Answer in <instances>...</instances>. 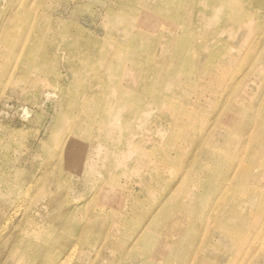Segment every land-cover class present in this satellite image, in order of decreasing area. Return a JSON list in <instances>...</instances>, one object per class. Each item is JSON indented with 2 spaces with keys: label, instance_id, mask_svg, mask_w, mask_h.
<instances>
[{
  "label": "rangeland",
  "instance_id": "374dc122",
  "mask_svg": "<svg viewBox=\"0 0 264 264\" xmlns=\"http://www.w3.org/2000/svg\"><path fill=\"white\" fill-rule=\"evenodd\" d=\"M143 3L134 0H0V264H22L21 259L28 264L26 245L32 247L31 241L39 242L46 235L49 240L46 239L44 249L52 246L50 251L61 250L62 256L68 254L75 259V239H79V226L83 223L77 220V235L71 251L69 226L75 207L78 214L84 211L85 217L86 210L92 213L100 207L107 208L122 191L130 193L134 201L144 202L143 212H148V206L153 208L163 199L177 196L192 208L189 224L197 228L211 221L213 215L206 211L209 206L210 211L213 210L221 177L230 168L228 155L233 159L237 153L234 149L227 151L223 134L242 133L247 119L257 118L256 101L260 98V104L264 97V0H248L237 6L236 11L241 16L235 20L237 28L232 38L226 40L228 46L219 49L217 56L214 52L212 61L209 56L202 57L203 72L192 67L190 56L172 53L161 59L160 46L168 39L170 29L165 27L166 19L159 24L155 22L151 15L156 14H149ZM14 8L21 12L18 24L15 16H9ZM113 11L119 12L125 27L129 21L133 22L132 11H137L129 33L135 30V24L140 32L150 33L152 37L145 44L147 51L127 52L130 48L127 36L110 28L115 21ZM146 17L154 23L139 27V24L145 25ZM191 17L205 22V14L193 13ZM175 31L180 34L182 29ZM87 36L90 40L96 38L97 49H92L94 43L85 44ZM71 38L73 45L65 48ZM198 44L210 54L207 37L201 39L199 35ZM90 49L89 54L85 53L84 50ZM36 58L41 64L37 68L31 65ZM99 58L113 68L111 77L109 70L103 72L99 68ZM160 59L165 66L175 64L176 67L154 70L152 74L145 71L148 61L155 65ZM77 63L80 65L74 71ZM145 72L149 77L172 80L178 92L173 99L177 110L172 114L176 117H160L165 106L155 100L151 105L155 112L145 119L146 131L135 133L140 116L135 117L122 108L117 116V112L110 109V95L117 101L130 87L142 90L140 85L130 86V81L146 82L150 78H145ZM116 87L121 89L119 93H115ZM239 101H243V108L237 112L240 104L233 105V102ZM97 108L104 109V113ZM192 112H199V118L188 117ZM108 113L112 114L114 123L134 132L131 141L137 150L129 159L133 165L142 163L143 167L133 173L127 171V162L114 165L108 174L103 170L100 178L107 179L104 183H93V178L99 177L93 176V169L86 163L91 153H95L92 147L104 142L103 126ZM124 119L128 122L124 123ZM191 123V130L196 132L193 143L191 137L170 140L174 131ZM112 127L113 122L109 121L107 128ZM243 137L245 142L252 143L253 130ZM199 143L200 161L196 169L201 171V184L195 195L180 194L178 189L186 170L184 167L181 172L182 162ZM263 149L251 151L255 156L257 152L262 154ZM239 159L235 161L236 168ZM156 172L158 177H155ZM153 180L159 183L158 189H150L148 193L147 181L151 185ZM107 186L113 187L110 194H104ZM171 189L176 191L170 192ZM237 197L239 194L231 193L229 200H237ZM125 206L115 205V211L123 212ZM170 209L167 207L168 211ZM221 214L225 219L227 210ZM233 226L237 227V222ZM239 228L248 229L242 224ZM107 235L105 227L91 233L95 241ZM211 237L210 241L219 244L215 249H206L210 259L204 261L212 264H227L228 258L236 252L233 248L242 242L232 234L222 239L219 232H214ZM214 237L220 240L215 241ZM200 240L181 249L175 256V264H190L201 248V234ZM85 260L87 262L88 258Z\"/></svg>",
  "mask_w": 264,
  "mask_h": 264
},
{
  "label": "bare ground",
  "instance_id": "6f19581e",
  "mask_svg": "<svg viewBox=\"0 0 264 264\" xmlns=\"http://www.w3.org/2000/svg\"><path fill=\"white\" fill-rule=\"evenodd\" d=\"M134 1L144 2L145 10L149 14L153 12L156 14L157 17L155 15L151 16L158 24L160 20L166 19L165 27L170 29V33L168 39H165L163 45L160 46L162 49L161 59H166L165 57L172 53L190 56L192 58V67L198 72H203L205 64H202V57L209 56V60L211 59L212 61L214 60L212 59L214 52H216L217 56L219 55V49L228 46L226 40L232 38L237 28L235 20L241 16L236 11V8L239 4L248 0ZM131 5L135 4L131 3ZM14 9L13 14L9 16H15V22L18 24L21 19V12L16 8ZM10 10L12 11L13 8ZM112 13L115 16V21L111 23L110 28L116 30L117 33H124L127 36L130 44L127 52L136 54L147 51L145 44L149 42L152 37L151 34L140 32L141 29L137 28L136 24L135 30H131V33H129L137 11H132L133 22L129 21L128 27H125L126 25L121 22L122 18L118 14L119 12L113 11ZM193 13L197 16L205 14V22L199 18L193 19L191 17ZM154 21L146 17L144 21L145 25L139 24V27L150 26ZM178 28L182 29L180 34L175 31ZM199 35H201V39L204 37L208 38L210 54H206L203 46L198 44ZM188 38H192L194 41ZM94 40H90L88 37L85 44L87 43L90 46V44L94 43L92 49H97L98 44ZM70 42L65 43V48L73 45L72 42L74 41L72 38ZM74 47L76 46L74 45ZM84 51L89 54L91 49ZM223 56L225 57L226 55L224 54ZM161 59L155 65L148 61L145 71H149L152 74L154 70L164 71L176 67L175 64L165 66ZM71 61L73 62L74 60L72 59ZM94 61L97 63V58ZM99 62L101 63L99 68L103 72L109 70L108 75L111 77L110 70L113 68H110L111 66L103 59L100 61L99 58L98 64ZM31 65L37 68L41 64H39V59L36 58ZM79 65V63L76 64L74 71L78 70ZM84 66L87 67V64H84ZM209 69L217 68L209 67ZM114 77L115 71H113ZM146 77L149 76H146L145 72ZM149 78L146 82L141 80L142 84L136 81V79H131L130 86L140 85L142 86V90L130 87L127 91H123V95L117 101H114L111 97L113 95H110V109L117 112V116H120V108L135 115V117L140 116V125L136 128L135 133L136 131H146L144 128L145 119L148 118L147 116H152L153 112H155L156 109L151 106L155 100H160L165 106V111L159 113L160 117H170L172 119L176 117L172 114L173 111L177 110L173 106V99L178 92H176L172 80L170 78H159V80L153 76ZM85 79L93 81L92 78L86 77ZM120 90V88L116 87L115 93H119ZM259 99L256 101L259 105L256 113L257 118L255 119V116H250L244 125L242 133L241 131L234 133L236 136L228 133L223 134L227 151L229 152L230 149H234L237 153L233 159L231 158V154L228 155L230 168L224 171L219 186L217 183L213 185L214 188L218 186L216 191L218 198L215 201L213 210L210 211L211 207L209 206L208 211H206L213 215L210 222L197 228L193 224H189V221L192 223V215L189 220L191 206L183 204L180 199H177V196L163 199L162 202L153 208L148 206V212L147 210L143 212L144 202L137 201V199L134 201L130 193L122 191L115 195V199L107 208L100 207L92 213L86 210L85 217L84 211L80 213L81 217L75 207L69 226L71 231V251H73V242L77 235L75 232L77 220L79 219V222L83 220L82 225L79 226V239H75V259L68 254L62 256L61 250L59 252L50 251L52 246L44 249L43 247H45V243L47 242L46 239L49 238L46 235V238L40 239L39 242L31 241L32 247L28 244L26 245L25 250L27 253L25 254L29 258L28 264H175L176 254L181 249L189 248L195 242H200V234L202 245L190 264H212L204 260L210 259L205 253L206 249H215L219 244L216 243L217 235V237H214L216 242L210 241L211 235L214 232H219L223 236L220 237L222 239H225L226 235L232 234L233 237L237 236L242 241L238 242L236 247L233 248L236 252L228 258L229 262L227 264H264V256H262L264 250V149L262 154L257 152L255 156L251 151L254 148L256 150L264 148V97L261 99L262 102L260 104ZM238 104L240 105L237 106V112L243 108L241 106L243 105V101L233 102V105ZM99 112L104 113V109L100 108ZM186 114L184 112V115ZM106 117L107 122L103 126L105 133L103 137L104 142H99V146L92 147L95 153H91L89 163H86L88 164L87 167L90 166L93 169V176L99 177L98 179L93 178V183L98 181L104 183L107 179L100 178L103 175V170H105V174H108L114 165L120 166L127 162V171L133 173H136L143 167L142 163H139L137 166L133 165L131 159H129L137 150L131 141L132 133L134 132L130 131L127 127H120L119 124L114 123L111 113H108ZM127 117L131 118V115L127 114ZM188 117H192L193 120L198 119L199 112L188 113ZM109 121L113 122V127L110 129L107 128ZM127 122L128 120L124 119V123ZM256 126L257 128H255ZM192 127L193 123H191V126L188 124L174 131L170 136V140H185L191 137L193 143L196 138V132L194 129L191 130ZM251 130H253L254 141L252 143H248L249 141L245 142L243 136ZM240 144L241 148L239 147ZM79 146L82 147L83 145ZM205 146L206 142L201 150ZM201 150L199 143L196 149L191 151L190 156L182 162L181 172L184 170V167H186V170L183 171L184 175L180 184V190L178 189L180 194L188 193L195 195L196 190H198L201 184V171L196 169L200 161L197 155ZM91 152H93V149ZM176 152L180 151L176 150ZM165 158L169 160L168 155ZM238 158L240 159L236 168L235 161H238ZM148 174L151 175V169H149ZM158 176L159 173L156 172L155 177ZM153 181L154 184L151 185L147 181L146 191L148 193H151L150 189L152 191L158 189L159 183L156 180ZM112 190L113 187L107 186L104 189V194H110ZM172 191L176 190L171 189L170 192ZM231 193L233 195L239 194L240 197H237V200H229ZM115 205H126L127 207L125 206L126 208L123 212H117L115 211ZM235 206L237 208L234 210ZM167 207L171 208L170 211L167 210ZM226 210L227 217L222 219L224 215L221 214V211ZM234 222H237V227L233 226ZM65 223H67L66 220ZM241 224L248 229L241 230L239 228ZM100 227H105L109 235L106 238L95 241L91 237V233ZM22 244H24L22 246H25V243L22 242ZM17 246L19 247L20 245ZM254 248L256 250L253 252ZM17 256L19 258V255ZM87 258L88 261L86 262L85 259ZM21 263L24 264L23 259H21Z\"/></svg>",
  "mask_w": 264,
  "mask_h": 264
}]
</instances>
